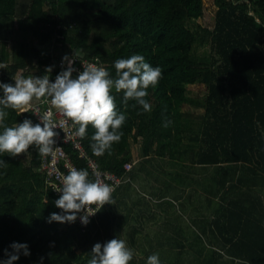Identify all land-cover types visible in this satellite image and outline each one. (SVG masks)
<instances>
[{
    "label": "trees",
    "instance_id": "trees-1",
    "mask_svg": "<svg viewBox=\"0 0 264 264\" xmlns=\"http://www.w3.org/2000/svg\"><path fill=\"white\" fill-rule=\"evenodd\" d=\"M214 5L206 21L203 0H0V82L14 83L30 68L38 69L37 76H56L61 69L54 63L65 54L94 59L115 77L116 59L142 54L162 73L145 97L152 109L141 112L132 100L125 105L122 92L112 90L117 110L126 115L119 142L95 155L91 124L83 137L101 168L123 175L124 164L133 161V142L146 162L159 156L220 167L239 163L264 175V0ZM200 46L207 51L197 53ZM194 83L205 88H187ZM7 111L8 126L25 117L37 123L31 111ZM65 149L94 180L85 160L69 145ZM31 150L30 157H0L7 161L0 168V259L15 241L27 243L30 255L13 264H38L41 258L42 264H87L89 225L82 231L75 221H48L60 211L57 196ZM223 236L234 254L264 264V235ZM128 264L143 263L133 258Z\"/></svg>",
    "mask_w": 264,
    "mask_h": 264
},
{
    "label": "clouds",
    "instance_id": "clouds-1",
    "mask_svg": "<svg viewBox=\"0 0 264 264\" xmlns=\"http://www.w3.org/2000/svg\"><path fill=\"white\" fill-rule=\"evenodd\" d=\"M73 61V56H62L61 64L67 66L61 68L54 80H50L48 75L21 74L12 78L14 83L0 82V157L4 153L12 157L21 153L28 155L30 146L41 156L49 155L56 144L54 138L59 135L57 127L64 131L69 121L75 126V134L81 138L87 134L89 124L95 129L91 136V148L95 155L110 151L113 143L119 142L121 125L126 120L125 113L117 110L113 89L122 92L121 103L127 105L132 100L133 107L140 106L139 111H151L152 105L145 97L150 87H156L162 73L159 65H150L142 54L116 59L113 62L115 77L106 67L94 63L87 64L74 76L73 72L77 70ZM51 70V65L45 69L48 73ZM34 99L50 101L66 119L57 122L54 111L49 108L39 114L37 123L25 117L13 126L5 124L8 109L18 110V115L30 112ZM32 113L36 114L35 111ZM6 164L7 161L0 158V168ZM61 175L62 184L55 188L60 195L54 200L60 211L50 213L49 222L71 223L79 214L81 223L86 224L89 216L105 203L112 204V187L90 180L86 169L71 168L67 174ZM9 247L11 251L5 249L6 258L0 259V264H13L20 255H30L27 243L13 241ZM89 254L87 264H128L133 259V250L125 239L118 236L103 243H94ZM42 259L38 264H42ZM146 264H161L159 254L148 255Z\"/></svg>",
    "mask_w": 264,
    "mask_h": 264
},
{
    "label": "rangeland",
    "instance_id": "rangeland-1",
    "mask_svg": "<svg viewBox=\"0 0 264 264\" xmlns=\"http://www.w3.org/2000/svg\"><path fill=\"white\" fill-rule=\"evenodd\" d=\"M203 3L204 20L209 21L215 10L214 0H203ZM17 37H20V34L17 35ZM206 51L207 47L205 46H200L197 49V53L199 54H203ZM26 71L27 73L24 76L38 75L37 68L26 69ZM187 88L191 90H203L205 87L202 83H194L187 85ZM184 109L194 110L188 106ZM197 110L198 112L201 111V109H196L195 111ZM150 164V162L144 160V166H149ZM138 167L139 166L136 165L134 169L127 174L126 177H130V179L125 180L124 184L128 185L130 188L126 189L119 195L120 199L125 195L129 197L131 201L124 200L121 205L116 204L119 211L115 213V216L113 215L114 217L110 216L108 225L106 226L112 227L113 225H116L119 228L123 227V230L128 231V227L122 222L125 217L121 214L124 213V210L127 211L129 209H132L134 212L135 207L137 208L136 213H138L144 222L141 225H138L140 231L136 234L118 233L117 235H105L104 231L100 235H91L93 244L96 242L103 243L118 236L121 239H125L127 245L133 250V258L143 264H146L147 256L154 252L159 254L161 264H249V262L243 259L242 256L234 254L228 248V245L223 239V235L228 237L230 234L223 233L222 235H217L216 233L211 234L208 231L204 233L199 232L195 220L189 216L183 217L186 209L182 207L181 199L178 197L179 189L174 188L172 183L185 185L187 183V177L184 176L183 173L186 170L195 168L193 163L186 162L182 158L175 161L172 159H159L152 162V168L148 170H139ZM245 168L244 165L242 166L239 163H228L222 167L217 164H209L200 169L211 170L212 172L210 173L214 174V176H202L203 181L196 184L199 185L202 183V185H207L211 181L214 182L218 179V186L221 190V195L226 191L221 187L226 188L228 184H236V178L244 176ZM222 169H227L228 171L232 170L236 173V176L234 177L235 180L233 181L230 179V176L224 177L221 173ZM255 172L258 176L264 177L260 172ZM192 190H197L198 193L200 188H192ZM197 193H194L191 197L192 202L195 204L197 203V196H199V193ZM219 203H221L220 196ZM221 204L222 207L219 208L218 215L223 217L221 212L223 211L225 204ZM152 206H156L157 210L152 211ZM161 210L163 212L157 213ZM193 210L196 209L193 208ZM206 211L210 210H204L201 212ZM168 212H172L174 216L170 217L167 215ZM151 218L153 219L150 221ZM185 220L187 222L186 227L188 228V231L197 227L196 233L185 232L179 234L176 232V234L169 235L170 223L175 222L177 226H183L182 223H185ZM148 227L152 228V235L146 234L145 231L141 232L143 228Z\"/></svg>",
    "mask_w": 264,
    "mask_h": 264
},
{
    "label": "crops",
    "instance_id": "crops-1",
    "mask_svg": "<svg viewBox=\"0 0 264 264\" xmlns=\"http://www.w3.org/2000/svg\"><path fill=\"white\" fill-rule=\"evenodd\" d=\"M129 148L131 151L132 160L135 163L130 169L126 170V172L123 174L124 181L111 195L112 204L105 203L90 222L88 227L90 235H100L104 231L105 235H117L118 233L136 234L140 231L138 229V225L144 223L138 213H136L137 208L134 207V212L132 209L127 211L123 209L124 213L121 214L125 217L122 222L126 224L128 231L123 230V227L119 228L116 225H113L112 227L106 226L108 225L110 216H115V213L119 211L116 204L121 205L124 200L131 201L129 197L125 195L122 199L119 197V195L122 194L126 189L130 188L128 185L124 184L125 180L130 179V177H126L127 174L131 172L136 165L139 166V170H148L152 168V162H150L151 164L149 166H144V160L147 158L140 152L139 144L130 142ZM31 151H29V157L33 155V150ZM153 157L154 161L159 159H170L159 156ZM184 158H186V156ZM206 165L209 164L193 163L195 168L186 170L183 173V175L187 177V183L185 185H181L180 183H172L174 188L179 189L178 197L181 199L182 207L186 209L183 217L189 216L195 220L197 222L198 231L202 233L208 231L211 234L216 233L217 235H222L223 233L230 235H264V177L258 176L253 169L244 165L246 167L244 169V176L238 177L235 180L234 177L236 176V173H234L232 170L228 171L227 169H222L221 173L224 175V177L230 176V179L233 181L235 180L236 184H228L226 188L221 187L226 191L220 195L221 190L218 186V179H216L214 182L211 181L207 185H202V183L199 185L196 184L203 181L202 176H214V174L210 173L212 172L211 170L200 169ZM192 188H200V190H198L200 197L197 196L196 204L192 202L191 197L194 193H197V190L193 191ZM219 196L221 203L225 204L223 207L224 209L221 212L223 217L218 215L219 208L222 207V204L219 203ZM193 208L196 210H193ZM151 209L152 211L157 210L156 206H152ZM204 210L210 211L201 212ZM160 212L163 211L161 210L157 213ZM167 215L170 217L174 216L172 212H168ZM246 218H248L247 221ZM152 219L153 218H151L150 221ZM182 225L183 226H177L175 222L170 223L169 235L176 234V232L179 234H183L185 232H197V227H194L188 231V228L186 227V220L185 223H182ZM144 231L148 235H152L153 232L152 228L149 227L143 228L141 232Z\"/></svg>",
    "mask_w": 264,
    "mask_h": 264
},
{
    "label": "built area",
    "instance_id": "built-area-1",
    "mask_svg": "<svg viewBox=\"0 0 264 264\" xmlns=\"http://www.w3.org/2000/svg\"><path fill=\"white\" fill-rule=\"evenodd\" d=\"M69 56H73L74 58L73 64L77 70L76 72H73L74 76L77 74L78 71L83 70V68L89 63H94V64L101 66L99 62L91 58L80 57L77 55H69ZM61 58H58L55 61L54 63L55 68L61 69L62 67L67 66V65L61 64ZM48 76L50 80L55 79V76L53 77L50 75ZM32 105H33V108L30 111L36 112V114H33V115L35 116L37 122H39L38 121L39 114L45 112L49 108H52V110L54 111L55 113L54 119H56L57 122H59V120L61 119H66L61 113L56 111V109L50 104V101L41 102V100L36 99L32 102ZM56 131L59 133V135L54 138L56 140V144L54 145L53 152L47 156H41L38 153V151H36L38 158H39V166L37 169L38 171L42 172L44 176V181L47 187H49L51 191L58 197L60 193L55 191V188L62 184L61 174H67L71 168L79 169L77 164L73 160L72 156L65 149V145H69L70 148L77 154L79 158L85 160V163L88 169L90 170L95 181H98L101 183H107L112 187L113 189L111 193L112 195L113 192L122 183L123 175H118L112 171L101 168L99 163L86 152V149L83 145V138L75 134V126L71 123V121H69L64 126V131L61 130L59 127H57ZM133 163L134 161L126 162L124 164V169L125 170L130 169ZM97 212L89 216V221L86 224L81 223L79 219V214H78L75 222L78 224V226L80 227L82 231L86 230L91 220L96 216Z\"/></svg>",
    "mask_w": 264,
    "mask_h": 264
}]
</instances>
